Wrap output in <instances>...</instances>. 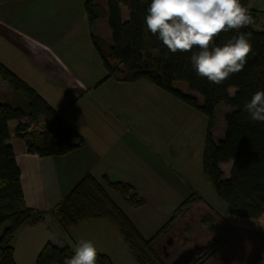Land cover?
I'll list each match as a JSON object with an SVG mask.
<instances>
[{"label": "crops", "instance_id": "0c3cea01", "mask_svg": "<svg viewBox=\"0 0 264 264\" xmlns=\"http://www.w3.org/2000/svg\"><path fill=\"white\" fill-rule=\"evenodd\" d=\"M85 1L0 0V54L5 56L0 58V64L33 88L79 136L74 139L79 147L66 155L30 153L26 140L15 135L18 123L28 122L25 118L8 121L7 144L12 148L20 170L27 207L53 211L85 175L89 174L98 181L105 177L111 182L129 184L143 199L140 207H131L124 200L125 208L119 206L142 232L132 214L134 212L130 213L126 207L148 208L147 213H162L168 212L164 209L168 206L174 212L184 200L197 194L194 192V176L199 177L201 173L199 162L195 166L191 157L189 163L174 157L175 148L159 138L161 134L151 128L149 118L153 112L166 118L167 112H163L168 107L175 108L177 111L172 113L179 125L174 131L183 130L190 134L200 112L145 80L124 82L116 75L106 77L107 71L91 42V35H96L90 31L95 23L103 20L89 26ZM99 1L105 6L106 0ZM123 7L120 8L122 16ZM248 8L257 12L259 20L255 28L262 30L264 0H252ZM96 37L111 42L110 33ZM9 106L16 108L15 105ZM41 125L44 128L42 122L35 124L36 129ZM192 139L190 151L193 149ZM33 145L44 148V145ZM51 145L52 142L48 143L49 147ZM227 164L218 165L223 177L230 173L231 167L222 169ZM187 169L191 179L185 175ZM202 176L208 185L203 170ZM177 197L181 199L172 202L168 199ZM209 211L205 209L203 214ZM104 221L85 220L68 230H63L57 221L50 222L46 218L35 225L25 224L11 243L14 260L16 264L33 260L35 264L37 255L47 243L74 250L80 240H90L99 253L107 255L113 262L114 251L110 243L112 237L117 239V234L111 226L114 224ZM257 221L264 225V215ZM79 227L85 232L77 233ZM90 228L93 230L89 231Z\"/></svg>", "mask_w": 264, "mask_h": 264}, {"label": "trees", "instance_id": "16d2710c", "mask_svg": "<svg viewBox=\"0 0 264 264\" xmlns=\"http://www.w3.org/2000/svg\"><path fill=\"white\" fill-rule=\"evenodd\" d=\"M251 1L241 0V4L248 8ZM150 2L106 0L103 6L99 0L85 1L84 11L89 26L96 21L106 20L111 33L110 43L91 35L92 45L107 71L106 77L116 75L124 82L145 80L205 115L208 119L202 152L205 179L231 214L246 219L261 218L264 215V123L250 119L244 106L253 93L264 91V22L261 23L262 30H257L258 14L248 8L252 23L239 29V32L250 34L252 52L247 57V63L239 73L232 74L220 84H213L197 76L190 63L191 52L172 54L147 30L143 22ZM121 6L127 8V20L122 19ZM237 34L236 31L221 32L215 37V43L222 44ZM197 50L194 47L193 51ZM0 79L27 103L26 109L0 103V264H16L11 246L14 235L23 225H35L44 220L46 212L26 206L20 170L13 150L7 144V123L26 118L27 123H18L15 135L26 140L30 153L39 155H66L79 147L74 142L79 136L33 88L2 64ZM176 81L186 83L190 92L198 94L203 103L200 104L194 95L174 88ZM230 88L235 89L233 96L228 93ZM219 104L232 111L224 116L223 138L214 143L212 118ZM40 122L53 139L50 147L36 148L32 143L34 134L24 133L31 123ZM229 162L232 163L229 177L224 179L218 165ZM109 192L118 195L131 207H140L144 203L129 184L111 182L105 177L98 181L87 174L51 212L63 230L85 220H107L120 232L136 264H168L158 251V243L179 219L201 201V197H188L160 229L145 238ZM217 218L215 213L209 211L198 218V224L205 233L211 234ZM190 229L189 224L184 225L182 233L185 239ZM237 232L225 226L222 236L218 238V248L215 246L206 252L197 264H205L223 246L231 243L237 237ZM258 237L259 254L251 264L264 263V235L258 232ZM72 255L74 250L68 247L57 248L47 243L37 255L35 264H63L64 259ZM97 264L113 262L110 257L97 251Z\"/></svg>", "mask_w": 264, "mask_h": 264}, {"label": "rangeland", "instance_id": "374dc122", "mask_svg": "<svg viewBox=\"0 0 264 264\" xmlns=\"http://www.w3.org/2000/svg\"><path fill=\"white\" fill-rule=\"evenodd\" d=\"M121 8V7H120ZM123 20H127L128 12L127 8L123 7ZM101 26V27H99ZM91 29V28H90ZM93 35L96 36H104L105 32L110 33L108 28L107 21H99L97 24L95 23L90 30ZM111 34V33H110ZM5 57L3 54H0V58ZM29 79V78H28ZM31 81V80H30ZM173 87L176 89H180L184 93H189L190 95H194L198 100L199 103L202 104V98L196 94L190 92L188 86L184 82L176 81L173 83ZM0 99L2 103L6 105H15L20 109H26L27 103L26 101L18 94L15 93L9 85L0 79ZM235 89L230 88L228 93L230 96H233ZM155 110V109H154ZM172 111H177V109L168 107L163 113L167 112L165 115L166 118L160 116L156 112L152 113V116L149 118V124L151 128L157 129V131L161 134L159 137L161 140L168 141L174 148H175V155L174 157H178L179 159H184L186 162L189 163L190 157L194 160L195 166H197V162L200 164V176L198 177L195 174L194 182H195V190L194 192L197 193L196 195L201 197V203L199 202V206H193L188 212V216L185 215L183 219L179 220L173 229L168 232L158 243V251L160 255L171 264L172 257L178 256L181 251L184 249H192L194 247H202L199 255H204L206 252L210 251L218 238L221 237L223 234L222 229L223 226L230 227L232 230L238 231L237 237L234 239V243L228 245L225 250L217 252L214 256H212L205 264H219L222 259L225 257L233 264H248L247 260H243V251L246 253V257H254L257 254L259 249V237L258 232L264 234V225L260 224L257 220L258 219H246L236 215L231 214L228 211L227 205L221 201L216 195L214 190L211 188L210 184H206V181L203 179L202 176V151L204 146L205 140V133L208 125V119L205 115L199 113L197 117L194 119L193 128L190 130V134H186L185 131H174V127H177L179 123L174 119ZM232 110L223 105L219 104L214 109V115L212 118L213 128H212V140L214 143H217L223 138L225 133V122L224 116L225 114L231 112ZM162 113V114H163ZM29 130L27 133H33L32 142L39 147V145H44L43 147H49L48 143L52 142V137L50 134L45 132V129L40 126L36 129L35 123H31ZM167 128V129H166ZM158 137V136H157ZM30 138V137H29ZM193 138V139H192ZM192 139V146L193 149L190 151V140ZM172 150V149H171ZM170 150V152H171ZM169 158H172V154L170 153ZM229 164V165H228ZM227 166H222V169L225 170L226 168L229 169L232 163H228ZM229 166V167H228ZM187 168V167H183ZM189 179H191V174L187 169L185 174ZM229 173L227 172L223 177L228 178ZM112 199L117 203L118 206L121 208H125V202L121 199L118 195L109 192ZM171 202L178 201L181 199L177 198H168ZM180 201V200H179ZM127 210H131L134 212L133 216L135 217L138 226L141 229V233L144 235L145 238L151 237L165 222L169 220L171 217L173 210L166 206L164 209H167L168 212L164 211L162 213H153L148 212V208L145 209H138L136 210L131 209L130 207ZM208 209L211 212L215 213L218 216V222L216 224L215 231L212 234H207L198 224V218L201 214H203L204 210ZM146 212V213H145ZM136 214V215H135ZM47 216V217H46ZM142 216V218H140ZM263 216V215H262ZM261 216V217H262ZM45 218L48 221H56L55 216L52 214L51 211L46 212ZM260 219V218H259ZM109 222V221H104ZM188 223L191 227L190 234L185 237L182 233L184 224ZM114 228V232L117 234L116 237H112L110 246L113 248L114 256H113V264H136L131 257L126 245L123 243L122 238L119 234V231L116 227L111 225ZM93 228H90L89 231H92ZM85 232L81 227H79L76 231ZM65 234V233H64ZM213 236H216L214 238ZM185 239V241H184ZM167 240L173 241L171 245H167ZM106 242V238L104 243ZM245 243V244H244ZM241 244H244L242 246ZM175 246H178V249L173 252ZM233 246V247H232ZM171 247V248H170ZM238 247H241L239 249ZM247 248V252H246ZM124 252H121L123 251ZM171 255V257H169ZM198 255V256H199ZM166 256V257H165ZM215 256L217 259H215ZM127 258V260H126ZM20 263V262H18ZM26 264H34V261H28ZM264 264V263H263Z\"/></svg>", "mask_w": 264, "mask_h": 264}, {"label": "clouds", "instance_id": "9594fccd", "mask_svg": "<svg viewBox=\"0 0 264 264\" xmlns=\"http://www.w3.org/2000/svg\"><path fill=\"white\" fill-rule=\"evenodd\" d=\"M252 20L241 0H151L143 23L170 53L191 52L189 59L197 76L220 84L247 63L252 52L250 34L239 29ZM229 31L238 34L215 43V37ZM194 47L198 50L193 51ZM244 110L250 119L264 123V91L253 93ZM63 264H97L95 244L80 240L74 255Z\"/></svg>", "mask_w": 264, "mask_h": 264}, {"label": "flooded vegetation", "instance_id": "af4514ba", "mask_svg": "<svg viewBox=\"0 0 264 264\" xmlns=\"http://www.w3.org/2000/svg\"><path fill=\"white\" fill-rule=\"evenodd\" d=\"M219 240V239H218ZM218 240L216 241V243L214 244V246L212 248H214L215 246L218 248L219 245H217ZM173 243V241L171 240H167V245H171ZM234 243V240L231 242ZM231 243L223 246L218 252L225 250V248L230 245ZM245 244V243H244ZM244 244H241L242 246H244ZM233 247V246H232ZM171 248V247H170ZM228 248V247H227ZM239 249H241L243 251V249L241 247H238ZM178 249V246H175L173 249V252H175V250ZM202 247H194L192 249H184L183 251H181V253L176 257H172V262L171 264H197L198 260L203 256V255H199L200 251H201ZM216 249V248H215ZM246 252H247V248H246ZM217 254V253H216ZM246 253L243 251V260H247L248 264H251L254 259L258 256L259 254V249L257 251V254L254 257H246L245 255ZM199 255V256H198ZM215 255V254H214ZM213 255V256H214ZM166 257V256H165ZM171 257V255L169 256ZM215 259H217V257L215 256ZM219 264H233L231 263L227 257H225L224 259H222V261H220Z\"/></svg>", "mask_w": 264, "mask_h": 264}]
</instances>
